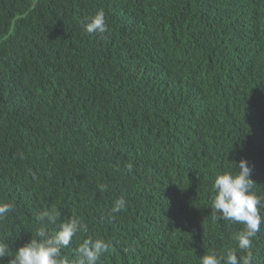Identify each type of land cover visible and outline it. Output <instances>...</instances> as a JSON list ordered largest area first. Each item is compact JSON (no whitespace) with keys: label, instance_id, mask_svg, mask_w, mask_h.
Masks as SVG:
<instances>
[{"label":"trees","instance_id":"trees-1","mask_svg":"<svg viewBox=\"0 0 264 264\" xmlns=\"http://www.w3.org/2000/svg\"><path fill=\"white\" fill-rule=\"evenodd\" d=\"M98 10L107 31L89 34ZM241 159L264 196V0H0L10 256L41 224L76 217L88 232L61 250L68 264L89 236L111 242L97 264H199L228 250L264 264V222L240 250L243 225L211 215L215 176ZM121 196L126 210L110 213ZM51 209L57 224L36 220Z\"/></svg>","mask_w":264,"mask_h":264},{"label":"clouds","instance_id":"clouds-1","mask_svg":"<svg viewBox=\"0 0 264 264\" xmlns=\"http://www.w3.org/2000/svg\"><path fill=\"white\" fill-rule=\"evenodd\" d=\"M84 30L89 33H104L107 31L105 13L98 10L86 18ZM236 171L218 173L212 184L213 197L211 200L212 219L243 225L240 231L234 232L232 239L237 242L240 250H248L252 246L253 238L261 231L264 216V196L255 191L256 183L251 179L252 168L247 160L241 159L234 162ZM131 166H129L130 170ZM237 168L239 169L237 171ZM101 192L106 191V186L99 185ZM12 205L0 203V219L11 211ZM126 210V199L121 196L113 201L110 213L118 214ZM60 213L55 209L44 210L36 214V220L49 224H57ZM88 226L79 218L72 217L61 221L58 228L49 231L41 226L35 231L32 239L19 247L14 255H9V246L0 242V259L12 257L10 264H68L61 257V250L70 245L77 233H87ZM111 242L102 238L89 236L80 243L76 249L77 259L73 264H97L101 256L108 253ZM199 264H251V255L239 256L235 250H228L224 255L218 256L212 252L201 256Z\"/></svg>","mask_w":264,"mask_h":264}]
</instances>
